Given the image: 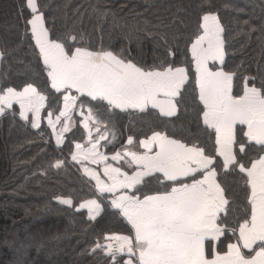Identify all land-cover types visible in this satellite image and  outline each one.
<instances>
[{
    "label": "snow or ice",
    "instance_id": "6c2138e0",
    "mask_svg": "<svg viewBox=\"0 0 264 264\" xmlns=\"http://www.w3.org/2000/svg\"><path fill=\"white\" fill-rule=\"evenodd\" d=\"M22 7L30 11L25 23L30 26L47 81L56 92L64 93L55 121L51 112L48 116L52 135L57 145L63 143V134L69 131L72 113L79 104L86 143L74 142L71 159L103 165L102 175L93 168L85 167L84 171L95 181L97 193L109 194L112 208L129 225L127 234L106 233L105 243L97 240L91 250L102 249L112 257L111 264H264V83L250 86L249 78L244 77L242 91L234 95V73L209 67V61L222 62L224 57L223 29L217 15L203 14L201 31L190 45L195 90L202 106L199 118L211 130L210 140L214 133L212 150L199 141L190 143L167 132L152 131L139 140L143 150L133 151L135 141L129 136L123 153L117 150L110 157L114 162L125 159V170L108 163L109 156L100 150L101 141L107 143L108 133L107 123L103 130L100 128L98 114L151 106L171 116L175 109L172 98L189 78L187 68L170 63L143 66L103 47L73 48L60 38H52L37 0H24ZM69 39L76 43L74 36ZM84 98L86 103L81 102ZM44 100L31 83L20 90L4 87L0 89V113L15 101L20 116L27 119L30 111L32 127L37 128ZM58 122L63 124L59 133ZM252 142L260 151L248 157ZM63 163L56 160L52 166ZM221 171L235 172L247 189L250 213L232 227L220 223V213L224 212L226 220L230 202L219 181ZM154 173L159 174L161 187L141 191L143 179ZM54 199L73 204L71 197ZM77 207L87 208L92 219L102 210L97 199L82 201ZM226 232H231V237L221 248ZM118 254H123L119 260Z\"/></svg>",
    "mask_w": 264,
    "mask_h": 264
},
{
    "label": "trees",
    "instance_id": "16d2710c",
    "mask_svg": "<svg viewBox=\"0 0 264 264\" xmlns=\"http://www.w3.org/2000/svg\"><path fill=\"white\" fill-rule=\"evenodd\" d=\"M37 2L52 38H60L73 48L103 47L143 66L170 63L188 70L189 78L175 98L176 111L171 116L154 108L98 114L102 130L107 123V143L101 141L106 153L123 149L129 136L135 141L132 148L137 147L152 131L167 132L190 143L199 141L212 150L214 133L210 140L211 130L199 118L202 106L189 52L205 12H214L223 29L221 67L234 73V94L242 91L244 77L249 78L250 86L264 83V0ZM23 4L24 0H0V89H19L31 83L45 94L46 104L37 129L19 117L14 105L0 116V264H111L112 257L102 249L91 253L92 245L97 240L105 242L106 233L127 234L129 225L71 159L74 142H84L86 136L79 104L63 143L54 141L45 118L59 111L62 92H56L47 81L30 26L25 23L30 11ZM73 36L76 43L69 39ZM259 151L260 146L251 143L247 155L254 157ZM56 160L64 163L53 167ZM154 178L144 181L141 191L160 188ZM219 181L230 201L226 220L223 213L220 223L232 227L249 212L247 189L232 171H221ZM56 196L71 197L73 204H62ZM93 197L102 209L94 219L85 208L77 207ZM224 237H231V232Z\"/></svg>",
    "mask_w": 264,
    "mask_h": 264
},
{
    "label": "crops",
    "instance_id": "0c3cea01",
    "mask_svg": "<svg viewBox=\"0 0 264 264\" xmlns=\"http://www.w3.org/2000/svg\"><path fill=\"white\" fill-rule=\"evenodd\" d=\"M218 18V17H217ZM219 20V19H218ZM220 23V22H219ZM221 26V25H220ZM221 39H222V37H221ZM191 45V44H190ZM189 51H190V47H189ZM190 55H191V51H190ZM191 58H192V56H191ZM221 61L220 60H216V61H209L208 62V64H209V67H213L214 69L215 68H218V67H221ZM192 70H193V73H194V76H195V66H194V64H193V62H192ZM224 70V69H223ZM225 72H228V71H226V70H224ZM186 81V80H185ZM185 83V82H184ZM182 86L183 85H181V87L178 89V91H177V95L175 96V97H173L172 98V102H173V104L175 105V109H174V111H173V114L175 113V111H176V104H175V98L178 96V94H179V91H180V89L182 88ZM23 87H21V88H19V89H17V90H20V89H22ZM38 90V89H37ZM55 90V89H54ZM56 91V90H55ZM40 92V91H39ZM62 92V91H61ZM44 97H45V100H44V106L40 109V111H39V114H38V117H37V123H38V127L41 125V122H42V118H43V116H42V112H43V109H44V107H45V104H46V96H45V94H43L42 92H40ZM234 94V93H233ZM63 95H64V93L62 92V100H61V106H60V108L63 106ZM73 95H76V93L75 92H73ZM234 95H236V94H234ZM197 96H198V92H197ZM13 105L14 106H16V108H17V113H18V115H19V117L22 119V120H29L30 121V124H31V126H32V113L29 111L26 115H27V119H25V118H23V117H21L20 116V106H19V104H17L15 101L13 102ZM12 105V106H13ZM148 108H152L151 106H149ZM6 109H9V108H5V110ZM147 109V108H146ZM120 110V109H119ZM139 110V109H138ZM145 110V109H144ZM158 111H159V109H157ZM59 111H60V109H59ZM59 111L57 112V113H55L54 115H52V119L55 121V118H56V116L59 114ZM74 113V112H73ZM73 113H72V115H73ZM2 115V113H0V116ZM44 119V118H43ZM45 120H46V123L48 124V117L46 116V118H45ZM71 120H72V116H71ZM49 126V125H48ZM72 126V123L70 124V126H69V128ZM37 127V128H38ZM50 127V126H49ZM63 127V124H62V122H58V124H57V133H59L60 132V129ZM83 127V126H82ZM241 126L238 124L237 125V128H240ZM33 128V127H32ZM37 128H34V129H37ZM50 129H51V132H52V128L50 127ZM84 129V128H83ZM64 135V134H63ZM151 135V134H150ZM149 135V136H150ZM53 136V135H52ZM54 138V137H53ZM146 138V137H145ZM54 141L56 142V140H55V138H54ZM80 143H82V144H85L86 143V141H84V142H80ZM252 144H254V145H256L255 144V142H252ZM138 147V148H137ZM137 147H134V148H132V146H131V149L130 150H133V151H142L143 149H141L140 147H139V144H138V146ZM74 148H75V145L73 146V150H74ZM72 150V151H73ZM100 150L102 151V152H104L103 151V148H102V145H101V147H100ZM122 153H123V149H119ZM117 151V150H116ZM116 151H114V152H116ZM114 152H111V153H106V152H104L106 155H108L109 156V160H108V163H111V164H113L114 166H119V167H122V168H124L125 170H128V168H127V161L125 160V159H122L121 161H119V162H114V161H112L111 160V154L112 153H114ZM72 153V152H71ZM71 156V155H70ZM74 163L77 165V167L79 168V171L81 172V174L82 175H84L89 181H91L92 183H93V185H94V188H95V181L90 177V176H88L86 173H85V171H84V168L85 167H88V168H93V169H96V170H98V171H100L101 172V175H102V169H103V165L102 164H99V165H97V164H92L90 161H84L83 163H79V162H77V161H74ZM132 170H134V169H132ZM152 176H155V178L154 179H156V180H159V174H150L149 176H146L144 179H143V182L144 181H146L148 178H150V177H152ZM142 182V183H143ZM150 182V181H149ZM95 190H96V188H95ZM101 195H105L106 197H107V200H108V202H109V204H110V206H111V203H110V198H109V194H107V193H105V194H101ZM89 199H96V198H89ZM89 199H86V200H89ZM85 201V200H84ZM112 207V206H111ZM87 211H88V209L87 208H85ZM224 212L222 211L221 213H220V215H222ZM248 213H250V205H249V212ZM234 237L232 238V240H233V242H234ZM221 240L223 241V243L220 245L221 246V248H224V246L229 242V240H228V238L227 239H225V237H222L221 238ZM218 243H219V241H218ZM127 258V257H126Z\"/></svg>",
    "mask_w": 264,
    "mask_h": 264
},
{
    "label": "water",
    "instance_id": "95a60500",
    "mask_svg": "<svg viewBox=\"0 0 264 264\" xmlns=\"http://www.w3.org/2000/svg\"><path fill=\"white\" fill-rule=\"evenodd\" d=\"M103 243H105V242H103ZM103 243H102V244H103ZM94 252H95V251H94ZM94 252L91 250V253H94ZM103 254H104V252H103ZM106 256H109V255H106Z\"/></svg>",
    "mask_w": 264,
    "mask_h": 264
},
{
    "label": "rangeland",
    "instance_id": "374dc122",
    "mask_svg": "<svg viewBox=\"0 0 264 264\" xmlns=\"http://www.w3.org/2000/svg\"><path fill=\"white\" fill-rule=\"evenodd\" d=\"M220 25H221V24H220ZM189 52H190V51H189ZM30 125H31V124H30ZM31 127H32V126H31ZM105 197H106V196H105ZM93 198H94V197H93ZM105 201H108V200H107V197L105 198Z\"/></svg>",
    "mask_w": 264,
    "mask_h": 264
}]
</instances>
